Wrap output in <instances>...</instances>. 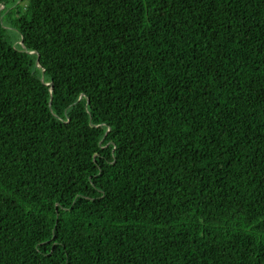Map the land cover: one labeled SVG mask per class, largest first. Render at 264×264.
<instances>
[{
  "label": "trees",
  "instance_id": "1",
  "mask_svg": "<svg viewBox=\"0 0 264 264\" xmlns=\"http://www.w3.org/2000/svg\"><path fill=\"white\" fill-rule=\"evenodd\" d=\"M0 264H264V0H0Z\"/></svg>",
  "mask_w": 264,
  "mask_h": 264
},
{
  "label": "water",
  "instance_id": "2",
  "mask_svg": "<svg viewBox=\"0 0 264 264\" xmlns=\"http://www.w3.org/2000/svg\"><path fill=\"white\" fill-rule=\"evenodd\" d=\"M50 87H51V90H52V86L50 85Z\"/></svg>",
  "mask_w": 264,
  "mask_h": 264
}]
</instances>
